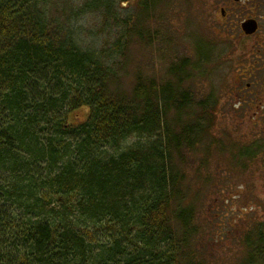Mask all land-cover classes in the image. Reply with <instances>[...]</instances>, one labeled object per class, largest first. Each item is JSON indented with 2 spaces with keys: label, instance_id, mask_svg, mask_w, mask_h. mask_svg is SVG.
Here are the masks:
<instances>
[{
  "label": "trees",
  "instance_id": "obj_1",
  "mask_svg": "<svg viewBox=\"0 0 264 264\" xmlns=\"http://www.w3.org/2000/svg\"><path fill=\"white\" fill-rule=\"evenodd\" d=\"M113 1L98 4L109 15ZM47 2L0 0V264H176L196 224L172 156L210 132L213 106L189 111L186 62L165 83L112 87L114 67ZM84 107L87 118L70 120ZM250 236L243 263L258 264L263 228Z\"/></svg>",
  "mask_w": 264,
  "mask_h": 264
},
{
  "label": "rangeland",
  "instance_id": "obj_2",
  "mask_svg": "<svg viewBox=\"0 0 264 264\" xmlns=\"http://www.w3.org/2000/svg\"><path fill=\"white\" fill-rule=\"evenodd\" d=\"M98 1L48 0L45 5L79 46L114 67L118 80L112 87L131 93L138 76L165 83L174 79L170 70L186 62L183 86L194 97L189 111L198 113L201 100L213 106L210 132L172 156L182 178V201L191 203L196 224L176 264H244L250 247L246 236L264 230V61L256 76L247 77L256 93L240 104V79L250 73L241 65L248 67L258 47L255 37L237 40L228 32L242 31L244 18L256 16L264 33V0H114L109 15ZM261 52L264 57V46ZM88 113L84 107L69 118L77 123ZM249 146L257 150L254 159L240 154ZM97 235L103 239L102 232ZM254 241L260 246L256 236Z\"/></svg>",
  "mask_w": 264,
  "mask_h": 264
},
{
  "label": "flooded vegetation",
  "instance_id": "obj_3",
  "mask_svg": "<svg viewBox=\"0 0 264 264\" xmlns=\"http://www.w3.org/2000/svg\"><path fill=\"white\" fill-rule=\"evenodd\" d=\"M236 1H240V0H233V2H236ZM222 13H223V16L224 17H227L229 15L228 14V10L225 7L222 8ZM250 18H255L257 20V22H258V25H257L258 26V29L255 32H253V33H247L243 29V27H241L242 26V23L245 20L250 19ZM260 20L261 19L258 18V17H256V16H247L241 22V26L240 27L242 28V31H237V32L230 31V32H228V34L231 35V37H229V38H233L234 37V38H237V40H239L240 38H242V39L250 38L251 36L252 37H255L256 38V42L255 43H256V46L258 47L257 50L254 52V57L253 58L255 59V61H254V59L251 58V56H253V55H251L250 57H248V62H251L248 65V67H246V64L245 63H242V65H241V68H247L248 72H250V73H248L247 76L244 74L243 75V78L240 79L242 81V83L244 82V85L241 84V87L242 88L240 89V93H238V96L240 97V99H239L238 102H240V104L242 102H247L246 100H248V96L256 93L255 90L254 91L253 90H250L254 81L248 82L247 81L248 80L247 77L249 78L252 75L256 76L255 72L256 71H259V62H263L264 61V57H262L263 52H261L263 50V46H264V33H262L260 31L261 28H262V25H263ZM232 33H233V35H232ZM258 53L261 54V55H259ZM261 64L264 65V62L261 63ZM241 68H239V69H241ZM242 71H244V70H242ZM245 81H247V82L245 83ZM259 81H260V79L259 80H256V82H259ZM256 95L258 97H261L262 96L259 93H257ZM256 95H255V97H256Z\"/></svg>",
  "mask_w": 264,
  "mask_h": 264
},
{
  "label": "water",
  "instance_id": "obj_4",
  "mask_svg": "<svg viewBox=\"0 0 264 264\" xmlns=\"http://www.w3.org/2000/svg\"><path fill=\"white\" fill-rule=\"evenodd\" d=\"M258 22L255 18H250V19H247L245 20L243 23H242V26L243 29L247 32V33H253L255 32L257 29H258Z\"/></svg>",
  "mask_w": 264,
  "mask_h": 264
}]
</instances>
